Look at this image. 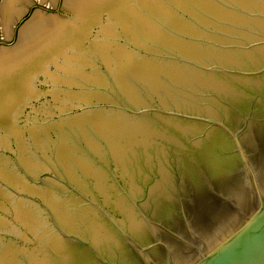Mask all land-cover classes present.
Returning a JSON list of instances; mask_svg holds the SVG:
<instances>
[{"label":"water","instance_id":"water-1","mask_svg":"<svg viewBox=\"0 0 264 264\" xmlns=\"http://www.w3.org/2000/svg\"><path fill=\"white\" fill-rule=\"evenodd\" d=\"M0 264H264V0H0Z\"/></svg>","mask_w":264,"mask_h":264}]
</instances>
